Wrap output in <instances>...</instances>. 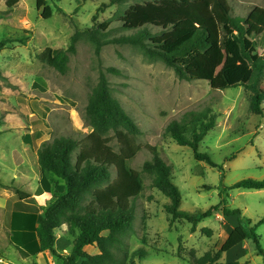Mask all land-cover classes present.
I'll return each mask as SVG.
<instances>
[{
	"label": "rangeland",
	"instance_id": "rangeland-1",
	"mask_svg": "<svg viewBox=\"0 0 264 264\" xmlns=\"http://www.w3.org/2000/svg\"><path fill=\"white\" fill-rule=\"evenodd\" d=\"M7 1H0V43L5 44L0 53V131L10 128L6 138L11 146L20 150L24 146L21 139L31 131L41 137V126L51 140L87 136L92 129L86 106L102 72L113 97L142 130L140 151L129 163L141 172L143 191L133 203L136 220L134 234L128 239L133 257L128 264H193L206 253L217 252L224 209L243 211L253 226L264 219V190L229 189L244 180H264V116L250 113V94L244 88L220 91L205 81H183L164 62L149 59L130 45H108L98 55L86 35L70 57L66 75L38 59L47 48L68 49L76 30L98 29L119 11L152 0H127L113 6L112 0H46L53 10L48 20L42 17L43 9L38 10L37 0H20L12 8ZM230 3L234 16L243 18L252 7L264 8V0ZM104 5L109 7L100 11ZM124 33L120 24L113 23L101 37ZM108 68L120 74L108 73ZM207 108L218 119L216 128L201 143L200 152L211 154L218 168L196 161L191 149L180 147L167 133L172 120ZM112 146L119 151L116 140ZM148 146H155L171 167V176L181 191L180 210L200 213L220 204L219 212L203 220L195 232L191 223L172 221L165 211L170 200L153 188L152 177L143 173L145 162L152 159ZM58 188L61 193L65 190ZM256 233L264 249V224ZM56 236L57 251L69 254L79 231L65 225ZM249 243L256 252L254 242ZM140 250L147 254L141 260L134 257ZM86 252L94 255L98 250L88 247ZM33 257L29 264H39ZM53 264L62 263L53 257Z\"/></svg>",
	"mask_w": 264,
	"mask_h": 264
},
{
	"label": "trees",
	"instance_id": "trees-1",
	"mask_svg": "<svg viewBox=\"0 0 264 264\" xmlns=\"http://www.w3.org/2000/svg\"><path fill=\"white\" fill-rule=\"evenodd\" d=\"M1 1V0H0ZM127 0H112L111 5ZM231 0H152L137 3L119 11L98 29L76 30L68 49L47 48L38 59L62 75L68 73L70 57L85 35L95 45L97 54L108 45H130L149 59H158L174 70L183 81H205L213 90L244 88L249 94L251 114L264 116V8L252 7L243 18L234 16ZM20 0H8L9 8ZM109 6L104 5L100 11ZM38 10L48 20L53 10L46 0H37ZM97 16L94 17V21ZM113 23L125 32L114 38H103ZM22 44H25L23 41ZM0 43V53L5 49ZM222 62V66H220ZM108 73L120 74L115 68ZM86 116L92 131L81 140L56 137L37 150L42 176L39 195L49 190L47 175L53 174L65 183V190L40 213L35 207L18 203L16 216H27V231L18 228L15 238L23 257L50 252L62 264H128L129 237L134 234L135 203L143 191L141 172L129 167L138 155V138L142 130L111 93L110 82L102 72L92 90ZM218 115L207 108L191 111L183 119L172 120L167 133L180 146L193 151L196 161L210 167L219 166L211 154L200 152V145L216 128ZM117 141L119 151L112 146ZM152 159L145 162L143 173L152 177V187L170 200L165 207L172 221L197 226L219 212L220 204L200 213L180 210L182 196L171 176V167L155 146H148ZM113 171L116 177L113 179ZM229 189L263 190L264 180L241 181ZM225 217L237 216L239 225L215 253L208 252L193 264H225L221 257L235 246L252 240L263 258L264 249L256 233L262 219L252 225L243 211L223 210ZM78 230L69 254L56 249V233L63 226ZM87 247L99 253L90 255ZM140 250L134 257L146 256ZM239 264V263H230Z\"/></svg>",
	"mask_w": 264,
	"mask_h": 264
},
{
	"label": "crops",
	"instance_id": "crops-1",
	"mask_svg": "<svg viewBox=\"0 0 264 264\" xmlns=\"http://www.w3.org/2000/svg\"><path fill=\"white\" fill-rule=\"evenodd\" d=\"M45 129L41 126V137L35 131L26 134L21 139L20 143L21 145L23 143L24 146L20 150L11 146L10 140L8 137L6 138L11 133L9 127L5 126L0 131V264H14L16 260L20 264H29L34 258L21 255L18 247L19 242L14 235L18 228L27 231V216L17 217L15 215L18 203L35 207L42 213L56 196L63 193L58 191V187L65 189L63 180L49 174L47 175L50 184L49 190L45 189L41 195L38 193V189L42 187L43 178L37 150L44 142L51 140L45 137ZM222 221L221 244L218 250L239 225L237 216L224 217ZM249 241L247 240L224 253L220 262L225 264H264L263 258L258 255L257 251H252ZM35 259L39 264H53V256L50 252L39 253Z\"/></svg>",
	"mask_w": 264,
	"mask_h": 264
}]
</instances>
